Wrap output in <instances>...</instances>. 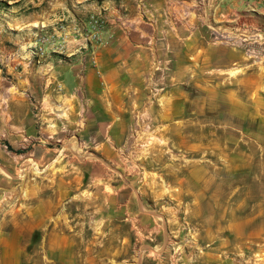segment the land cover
<instances>
[{
    "label": "rangeland",
    "instance_id": "rangeland-1",
    "mask_svg": "<svg viewBox=\"0 0 264 264\" xmlns=\"http://www.w3.org/2000/svg\"><path fill=\"white\" fill-rule=\"evenodd\" d=\"M47 1L0 0V35L24 36L9 45L36 67L74 58L62 26L27 24ZM260 1L246 14L221 0L194 6L221 62L194 69V85L179 90L173 74H151L150 104L125 128L97 120L84 89L71 102L57 69L49 114L21 67L1 69L0 260L17 248L18 264H264ZM229 49L241 58L228 62ZM178 91L183 112L171 115Z\"/></svg>",
    "mask_w": 264,
    "mask_h": 264
},
{
    "label": "crops",
    "instance_id": "crops-1",
    "mask_svg": "<svg viewBox=\"0 0 264 264\" xmlns=\"http://www.w3.org/2000/svg\"><path fill=\"white\" fill-rule=\"evenodd\" d=\"M216 1L219 0H48L47 7L32 15L27 24L37 30L46 26L51 33L62 26L69 43L65 53L74 57L72 63L52 59L36 67L28 52L9 45L22 42L24 36L13 39L2 34L0 72L4 69L13 74L21 67L26 75L23 82L30 80L34 93L41 88L48 95L45 109L49 114L54 109V97L49 93L57 69L62 87L72 93L71 102L76 92L84 89L94 101L92 110L100 115L97 120L106 121L113 130L125 128L128 113L141 108L144 111L150 104L147 91L152 87L151 74H173L169 85L179 90L188 79L194 85V69L221 62V50L209 43L205 20L194 17V6L206 8ZM221 2L230 13L263 9L260 0ZM96 34L106 41L105 45L93 39ZM226 56L228 62L241 58L230 49ZM168 103L171 115L182 114L181 92H176ZM24 111L28 113V108ZM18 260L16 248L11 254L4 251L0 264H18Z\"/></svg>",
    "mask_w": 264,
    "mask_h": 264
},
{
    "label": "trees",
    "instance_id": "trees-1",
    "mask_svg": "<svg viewBox=\"0 0 264 264\" xmlns=\"http://www.w3.org/2000/svg\"><path fill=\"white\" fill-rule=\"evenodd\" d=\"M4 144L8 147L9 151L14 152L16 154H22L24 150L19 149V150H14L7 142H4Z\"/></svg>",
    "mask_w": 264,
    "mask_h": 264
},
{
    "label": "built area",
    "instance_id": "built-area-1",
    "mask_svg": "<svg viewBox=\"0 0 264 264\" xmlns=\"http://www.w3.org/2000/svg\"><path fill=\"white\" fill-rule=\"evenodd\" d=\"M93 37L95 38V40L97 41L99 45H105L106 41H103V39H101L99 35L96 34Z\"/></svg>",
    "mask_w": 264,
    "mask_h": 264
}]
</instances>
